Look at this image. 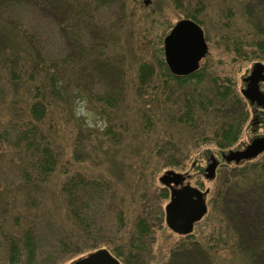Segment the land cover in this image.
Instances as JSON below:
<instances>
[{"label": "rangeland", "instance_id": "rangeland-1", "mask_svg": "<svg viewBox=\"0 0 264 264\" xmlns=\"http://www.w3.org/2000/svg\"><path fill=\"white\" fill-rule=\"evenodd\" d=\"M80 1L91 3L95 21L102 29L99 37L105 40L104 53L114 56H121L123 53L125 57V70L118 72L113 80L104 81L109 84L106 89L118 88L122 92L119 109L112 110L117 130L122 133L117 134V139L113 140L108 136H98L99 141L92 137L87 141L88 147L84 149L73 146L74 119L82 118L79 120L81 136H87V129L97 134L107 127L103 119L90 109L85 101L74 99L67 115L71 118V126L67 123L62 125V129L59 128L61 130L52 131V138L60 144L57 149L61 159L57 168L45 182L35 186L28 184L26 189L19 173L16 172L17 163L10 143H0V203L5 200L9 202L4 206L0 204V264H72L99 247L110 249L128 264H173L171 249L176 251L186 244L194 243L195 240L203 243L206 253L201 256L198 246L191 244L189 247L195 248V258L197 257L198 261L204 259L206 264H264V184L257 187L258 189L235 193L222 203L216 196L219 194V182L222 181L223 175L236 167L233 164L227 165L222 159V152H227V149L221 150L213 145L196 146L190 142L187 146L177 144L175 146L178 149L174 154L178 155L176 159L180 161V167H160L162 161H168L154 155V149L157 147L155 145L165 147L160 143L161 138L156 136L162 132L163 126L157 122L156 131L150 129L147 132L148 126L142 128L134 120L138 101L150 100L148 88L149 92L155 90V87L134 89V72L139 65L138 61L148 59L154 69V73L151 71L153 79H150V82L160 83L165 75L159 62L160 59L165 62L163 38L178 20L190 18L185 16L186 12H197L199 8L204 10L202 14L196 13L198 21L190 19L201 26L208 44V52L201 58L200 68L207 70L211 76L218 74L228 77L233 89L240 94L243 84L241 77L250 70L254 62L261 61L260 58L249 60L242 54L243 58L234 61L223 38L226 21L228 25H233V28L247 30L252 27L253 20L244 4H240L242 0H204V7L196 6L194 2L188 3L189 0H150L147 5L143 0ZM225 13L229 14L228 20L224 18ZM21 16L26 20L30 18L27 12H23ZM37 20L41 18L37 17ZM41 23L39 21L37 24L36 32L47 52L52 55L62 54V49L66 48L58 40V33L53 31L52 25L41 26ZM165 65L167 67L166 62ZM8 76L9 73H5L0 65V88L5 91L0 99V131L3 128L2 121H9L12 110L26 108L24 84L17 87L10 82ZM145 106L153 113L159 105L150 100ZM245 109L248 116L235 146L247 144L256 133L262 134L264 131L261 127L253 132L251 109L247 104ZM54 114L55 111L51 116ZM210 122L212 126V121ZM171 130L174 135H178L174 136V140L180 139L176 133L179 132L178 128L173 127ZM211 154L220 165L216 169L215 177L206 179L203 172ZM263 159L264 154H261L254 160H249L247 164L255 165L263 162ZM62 162L67 164L68 173L79 171L87 177L104 178V186L110 188L108 192H103L100 198L102 203L100 214L96 218L98 222L92 226L91 231H80L71 221L70 211L60 191L61 182L65 178L63 172L67 170L60 169ZM166 169L187 174L188 183L206 191L207 210L195 223L193 235L187 240L180 239L183 237H179L180 235L167 227V230H163L158 217L154 220L152 214L147 215L148 211L152 212L154 208H158L157 214L164 219V206L168 198L164 197L165 192L159 177ZM257 174L261 176L258 178H264V170ZM28 189H33L31 192L38 199L37 206L35 204L31 209V213L36 215L30 222L35 248L30 252L28 247L24 250L22 248L18 262L11 263L7 247L9 237L4 233L13 229L17 233L14 234L15 239L22 247L25 239H22L21 233L26 223L24 209L19 208ZM145 215L148 216L150 224H147ZM149 228H152L150 238L147 234ZM142 233L145 235L142 236ZM132 234V241L136 245H131ZM138 241L142 243H136Z\"/></svg>", "mask_w": 264, "mask_h": 264}, {"label": "trees", "instance_id": "trees-1", "mask_svg": "<svg viewBox=\"0 0 264 264\" xmlns=\"http://www.w3.org/2000/svg\"><path fill=\"white\" fill-rule=\"evenodd\" d=\"M192 2L204 7V0H189L188 3ZM241 3L248 9L247 13L253 20L252 27L247 30L233 28L226 21V30L223 32L225 44L234 61H239L243 55L249 60L260 58L264 62V0H242ZM203 10L199 8L197 12H186L185 16L197 20L196 13L202 14ZM93 11L90 1L0 0V65L5 73H9L8 79L13 85L18 87L24 84L26 107L12 110L9 121H2L0 143H10L17 163L16 172L23 180L25 189L28 184L35 186L45 182L57 168L61 159L57 149L60 144L52 138V131L61 130L62 125L72 123L67 115L74 99L85 101L107 127L97 134L87 129V136H81L82 118L74 119L73 146L84 149L88 147L87 141L92 137L97 139L98 136H108L113 140L117 139V134L122 133L117 130L112 111L114 108L119 109L122 92L118 88L106 89L109 84L104 81L113 80L118 72L125 70V57L123 53L121 56L104 53L105 40L99 37L102 29L95 21ZM23 12L30 15L28 20L22 18ZM228 15H224L226 20ZM37 17L41 20H37ZM39 21L42 22L41 26L52 25L53 31L58 33V40L66 48L62 49V54L52 55L47 52L41 38L37 36ZM138 62L134 72V89L155 87L150 92L148 88V93L150 100L157 102L159 106L152 113L145 106V103L150 102L149 99L146 102L138 101L134 120L142 128L148 126L147 132L150 129L156 131L157 122L163 126L162 132L156 136L161 138L160 143L165 147L155 145L154 155L168 161H162L160 167H180V161L176 159L178 155L174 154L178 149L177 144L187 146L190 142L196 146L213 145L221 150L236 145L248 113L242 96L233 89L228 77L218 74L211 76L203 68L186 76H176L168 71L164 60L160 59L165 75L160 83H152L150 79H153L154 69L150 61L144 58ZM2 90L0 88V99L5 93ZM53 111L55 114L51 116ZM173 127H177L180 132H176L179 134V142L174 140V136L178 135L172 132ZM144 131L146 132L145 129ZM248 162L249 160L242 161L234 170L223 175L217 188L218 201L223 203L235 193L258 189L264 184V178L260 179V174H257L264 170V159L255 165H249ZM67 168V164L62 162L60 169ZM64 173L60 191L70 211L71 221L80 231H91L92 226L98 222L96 218L100 214L102 203L100 198L110 188L104 186V178L87 177L79 171L68 173V169ZM250 174L252 175L247 177ZM31 191L33 189L25 192L19 208L24 209L26 223L21 233L22 239H25L22 247L18 245L14 235L17 233L13 229L4 233L9 237L7 247L11 263L18 262L19 255L27 247L29 252L35 248L30 222L36 215L31 213V209L33 205L37 206L38 199ZM7 203L9 202L5 200L0 204L4 206ZM145 216L149 224V218ZM191 244L198 246L201 256L206 253L201 241L195 240ZM191 244L176 251L171 249L173 264H206L204 259L198 261L195 258L196 250L189 247Z\"/></svg>", "mask_w": 264, "mask_h": 264}, {"label": "water", "instance_id": "water-1", "mask_svg": "<svg viewBox=\"0 0 264 264\" xmlns=\"http://www.w3.org/2000/svg\"><path fill=\"white\" fill-rule=\"evenodd\" d=\"M145 5L150 0H143ZM208 44L201 26L190 18H182L167 32L163 38L164 59L170 71L176 76L189 75L199 68V62L208 52ZM250 73L242 80L247 83L241 89V94L250 103H256L264 108V93L259 90L258 83L264 81V64L256 61L251 66ZM264 151V136L255 137L243 149L222 152L225 162H239L251 159ZM218 160L211 154L204 170L206 179L216 175ZM185 175L172 169L166 170L159 177L165 185L181 184ZM204 191L188 184L180 188H171V199L165 206L168 227L182 234L190 233L193 224L200 220L207 210ZM72 264H120L119 261L105 248L97 249Z\"/></svg>", "mask_w": 264, "mask_h": 264}, {"label": "flooded vegetation", "instance_id": "flooded-vegetation-1", "mask_svg": "<svg viewBox=\"0 0 264 264\" xmlns=\"http://www.w3.org/2000/svg\"><path fill=\"white\" fill-rule=\"evenodd\" d=\"M201 61V60H200ZM260 62H262V61H260ZM263 64H264V62H262ZM253 65V64H252ZM251 67V66H250ZM199 68H200V62H199ZM251 69H252V67L250 68V70L243 76V77H246L249 73H250V71H251ZM186 76V75H185ZM243 77H241V81H242V86L240 87V94H241V89L242 88H244V87H246V85H247V83L246 82H244L243 80H242V78ZM258 87H259V90L262 92V93H264V81H261L260 80V82L258 83ZM241 96H242V99H243V101L245 102V104H247L248 106H249V109H251V115H253V118H252V121H251V126H253V132L254 131H256L257 129L259 130V129H261V127H262V129H264V108H262L260 105H257L255 102L254 103H250V101L247 99V98H245L242 94H241ZM248 115V114H247ZM263 117V118H262ZM262 136H264V131H263V133L262 134H257L256 133V135H254L253 136V138H255V137H262ZM253 138H251L250 139V141L251 140H253ZM249 143V142H248ZM247 143V144H248ZM247 144H245V145H243V146H233V148L231 147V148H226L227 149V151L228 150H238V149H243ZM262 153H264V151L263 152H261L260 154H258L256 157H254V159L255 158H257L258 156H260ZM222 156V155H221ZM222 159H224V158H222ZM251 159H253V158H251ZM251 159H246V160H251ZM253 159V160H254ZM245 160V159H244ZM242 161L243 160H240L239 162H234V161H229V162H225V163H227V165H230V164H233L234 166H237V165H239V164H241L242 163ZM219 161H218V166H217V168L219 167ZM166 170H169V169H166ZM173 170V169H172ZM175 171V170H174ZM178 172V171H177ZM182 174H184L185 175V179L183 180V182L181 183V184H177V185H174L173 183L172 184H170V185H165V184H163V183H161L162 184V188H163V191L165 192V195H164V197H167L168 198V201H167V203L170 201V199H171V188L173 187V188H180V187H182V185H185V184H188V185H190V186H192V187H196V188H198L197 186H193V185H191L190 183H188L187 181H186V179H187V174H185V173H182ZM186 181V182H185ZM198 189H200V188H198ZM201 190V189H200ZM203 191V190H202ZM205 193H206V191H204ZM204 193V199H205V204L207 203V200H206V194ZM166 203V204H167ZM166 204H165V206H166ZM165 206H164V219L162 218V216L160 217L158 214H157V210H158V208H154V210H153V212H147V215H153V213H154V218H156V217H158L159 218V224H161V228L163 229V230H167V228L168 229H170L173 233H175V234H177V235H180L179 237H183V238H180V239H183V240H187L189 237H191L192 235H193V229H194V226H195V223L197 222H195L194 224H193V229H192V231L190 232V233H186V234H182V233H178V232H176V231H174L173 229H171L170 227H168V224H167V222H166V213H165ZM206 206H207V204H206ZM153 207H155V205H153ZM166 225H165V224ZM150 224V223H149ZM165 226V227H164ZM160 227H159V229H160ZM164 227V228H163ZM167 227V228H166ZM166 228V229H165ZM134 234V233H133ZM133 234H132V236H131V245H136L135 244V242H133L132 241V237H133ZM147 234H148V237L150 238L151 236L150 235H152V228H149L148 229V232H147ZM134 236L135 237H137L135 234H134ZM140 238H142V237H140ZM134 243V244H133ZM136 243H139V244H141L142 242L141 241H138V242H136ZM176 244H181V243H176ZM100 248H105V249H107V251H109L116 259H117V261H119L120 262V264H128L126 261H124V260H122L117 254H115L114 252H112V251H110V249H108V248H106V247H99V248H97V249H100ZM96 249V250H97ZM263 250H264V247L262 248ZM91 253V252H90ZM85 257V256H84ZM82 258V257H81ZM135 264H142V263H135Z\"/></svg>", "mask_w": 264, "mask_h": 264}, {"label": "bare ground", "instance_id": "bare-ground-1", "mask_svg": "<svg viewBox=\"0 0 264 264\" xmlns=\"http://www.w3.org/2000/svg\"><path fill=\"white\" fill-rule=\"evenodd\" d=\"M164 55V54H163Z\"/></svg>", "mask_w": 264, "mask_h": 264}]
</instances>
